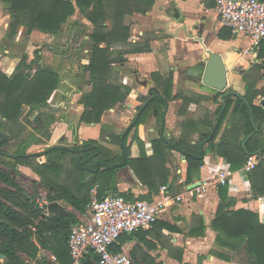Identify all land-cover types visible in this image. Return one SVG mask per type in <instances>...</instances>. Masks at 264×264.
<instances>
[{
	"label": "crops",
	"instance_id": "obj_1",
	"mask_svg": "<svg viewBox=\"0 0 264 264\" xmlns=\"http://www.w3.org/2000/svg\"><path fill=\"white\" fill-rule=\"evenodd\" d=\"M73 2L76 4V0ZM148 3L149 0H108L105 8L108 18L104 24L108 30L119 24L115 17L119 11L123 13L120 22L128 29V36L125 39L113 40L109 47L108 80L120 86L126 93L123 102H118L106 110L100 122L87 123L82 121L86 111L82 99L84 92L91 91L90 83L86 85L87 91L76 86L71 94L73 96L68 97L65 102L54 105L52 96L55 92L49 99V107L56 110L59 116L50 138L45 140L48 142L47 149L56 146L72 149L58 143L60 140L68 139L80 147L79 150L73 149L70 152L77 153L79 160H83L85 156L82 148L86 142L93 139L102 145V137H105L110 143L107 148L102 145L103 149L106 148L110 152L107 154V161L103 158L105 150L100 148L94 159H88L85 163L91 161L95 163L96 159L105 161L108 165L124 163L121 167L116 166L114 171L99 165L98 171L94 172V167L89 166L90 163L80 171L75 168L67 169L62 179L65 183H62L71 188L85 203V211L80 212L65 199L57 201L67 209V213L64 214L72 212L79 222L88 211L91 189L96 185H99L101 197L124 194L131 199L146 200H149L148 197L152 200L157 198L161 187L167 185L172 194H182L183 200L169 206L155 225L139 231L123 243L121 250L131 255L134 264H249L243 245L235 249L225 244L224 246L217 244L219 229L213 226V221L221 202L220 185H210L201 196L195 192L191 193L190 185L200 182L207 175V169L216 168L222 162H227L233 171L229 183L225 185L227 200L224 203L230 205L227 209L231 211L243 209L256 213L259 222L264 225V144L260 143L264 142V128L262 131L258 129L247 138L252 132L246 134L247 125L239 121L240 114H231L222 122L216 138V143L221 141L227 143L223 149L224 153L216 152V146H212L205 137L210 131L215 132L214 126L219 117L216 114L219 107L216 98L219 97L220 100L221 92L204 85L200 79L209 54L218 53L228 66L230 88L244 95L248 94L249 86L254 87L257 91L251 93L253 104L261 106V100L264 98V66L263 68L259 66L264 63V40L253 53L251 38L234 33L231 28L220 22L216 10L217 0H154L151 6ZM5 6L6 4L0 0V68L10 76L21 60L20 53L24 51L28 56L31 55L34 36L45 34L36 30L30 34L31 44L24 47L20 45L21 30L25 27L21 26L14 37H9L10 14L5 11ZM71 19L74 20L73 27L82 24L88 28L86 35L76 33L75 36L68 38L67 27ZM64 27L63 31L61 30L64 38L61 39V47L57 51L59 58L57 70L61 82H68L70 75L71 77L86 73L89 75L86 69L91 62L92 53V40L89 35L95 26L76 4L75 14L68 19ZM55 37L56 34H53L51 39L55 40ZM73 39L76 41V47L68 52V44L72 43ZM106 45L105 42L100 44L101 47ZM52 48L50 45V49ZM53 63L56 66L57 63ZM66 95H69L68 91ZM150 98V111L145 122L133 129L123 149L122 133H119V130L128 127L139 108ZM158 99L164 100L165 104ZM204 105L209 109L203 111ZM160 109L164 111L161 118L158 116ZM163 117L165 121L162 127ZM0 119L2 120L1 117ZM253 125L257 128L254 122ZM162 129L165 139L183 140L185 147L193 151L199 148L200 155L203 144L204 157L202 166L194 169L189 177L187 154L172 149L166 161V168L170 172L168 181L160 186L157 193L150 195V188L140 180L136 168L132 163L129 164L127 159L137 160L141 157V147L134 140L137 132L144 142L145 157L151 160L150 157H153L155 152L153 141L162 137ZM104 130H108L107 133ZM257 135L259 137L256 138ZM118 136L121 138L118 139ZM252 141L256 146L250 148L249 144ZM98 144L94 146L99 147ZM240 145L248 152L243 153ZM126 147L129 149L128 155ZM250 154H257L260 162L248 173L244 171V167ZM229 157H232L233 161ZM178 159L179 164L175 162H178ZM153 161L154 163L148 164L143 161L135 166L143 172L150 169L156 171L163 167L162 158L157 157ZM145 165L152 167L146 169ZM19 170L31 172L38 180L42 179L29 166L19 165ZM81 171L86 172L84 180L80 177ZM100 175L103 180L98 179ZM36 243L38 244L37 241ZM219 253L227 255L230 259L220 257ZM32 264L65 263H62L56 253L41 247L37 260L32 261Z\"/></svg>",
	"mask_w": 264,
	"mask_h": 264
},
{
	"label": "trees",
	"instance_id": "obj_2",
	"mask_svg": "<svg viewBox=\"0 0 264 264\" xmlns=\"http://www.w3.org/2000/svg\"><path fill=\"white\" fill-rule=\"evenodd\" d=\"M1 1L6 4L7 11L11 17L8 30V35L11 38L17 34L21 26L26 28L28 34H31L34 30L52 34L61 32L63 25L75 14L77 4L82 14L95 26L89 35L92 40V53L91 62L86 68L89 72L88 83L92 85V89L90 92H84L82 102L86 106V111L82 116V121L98 123L101 121V117L106 110L114 107L118 102L124 101L126 93L122 91L120 86L114 85L108 80V73L110 71L109 47L111 46V41L125 39L128 36V29L120 22L123 13L118 10L119 13L115 17L119 21V24L108 30L107 25L104 24L108 18V13L105 9L108 0H76V4L73 2L74 0ZM153 2L154 0H149L148 5L151 6ZM103 42L107 44L105 47L100 46ZM27 60V56L22 57L15 72L10 76L0 68V117L3 120L1 125L5 127L4 131L0 129V182L10 187L0 186V255L3 254L5 256L6 264H32V261L37 260L40 248L42 247L56 253L62 263L70 264L71 257L68 237L71 226L77 222V217L72 212L62 215L50 214L43 216V213L34 204H30L25 199L24 189L15 177L20 171L19 165L30 166V160L38 155V153L29 152L32 144L41 141L40 132L38 131L44 129L50 130L52 124L57 120L53 111L43 109L50 108L49 99L61 82L59 72L47 65L40 64L35 72L32 73V65ZM263 66L264 63L259 68H263ZM256 91L254 87L249 86L248 94L233 93L226 96V107L220 122L217 127L214 124L212 125L216 127L215 132L213 133L212 130L205 137L209 139L212 146H216V152L220 154L224 153L223 149L227 143L222 141L216 143V138L222 122L231 114H240L239 121L245 122L247 125V135L255 129L253 122L259 131L263 130L264 109L260 105L253 104V94L251 95V93H255ZM158 100L162 101L163 105L165 104L164 100ZM216 101L219 102L216 112L219 115L223 104L219 100V97L216 98ZM26 106L30 108L31 113L37 112L34 118L28 121V125L32 129L31 134L28 138L19 142L14 153H7L2 150L3 146L10 142L9 132L7 135L5 130L14 133L17 130L16 128L23 124L21 117ZM149 108L150 104L144 109L132 129L137 128L145 122L150 111ZM163 113L164 111L160 109L158 116L161 118ZM132 129H129L125 134L124 144H126V140ZM4 136L6 137L5 140H3ZM16 136L18 135L16 134ZM50 136L51 133L49 131L48 138ZM120 138L118 136V139ZM134 140L141 147V157L137 160L128 158L127 161L129 164L132 163L134 165L140 180L148 185L150 195L157 193L160 186L166 184L168 181L170 172L166 168V161L172 149L187 154L189 177H191L194 169L202 166L203 159L199 157V148L193 151L185 147L183 140L174 141L161 137L158 140H154L153 144L155 147L154 156L155 158H162L163 167L158 168L156 171L150 169L143 172L135 165L143 161H145V164L154 163L153 160L155 158L153 156L150 157L151 160H148L149 157H145L144 142L137 132H135ZM94 144H98V142L93 139L87 141L83 147L88 148V150H83V154L87 156L89 153L98 152L101 148L105 150L106 156L104 154L103 158L107 161V154L109 155L110 152L106 148L103 149L102 145L98 144L99 147H95ZM240 148L243 153L247 151L241 145ZM73 149L79 150L80 147L75 146L72 149H68L56 146L46 149L42 154H49L55 150H60L61 152L73 151ZM125 151L128 155L129 149L127 147ZM229 159L233 161L232 157H229ZM47 165L53 167L54 170L59 168V165L54 162L41 164L40 166L47 167ZM151 167L145 165L146 169ZM83 168L84 165L81 167L75 165V170L77 171ZM114 169L116 167L112 168V170L109 169V171H114ZM35 170L41 176V182L49 184L52 188L51 194L48 196L49 201L65 199L75 209L80 212L85 211V203L69 187L50 181L46 174L41 172V168ZM219 187L221 202L216 218L213 221V226L219 229L217 236L218 246H224L225 244L236 249L243 245L249 264H264V225L259 222L256 213L243 209L237 211L227 209L230 208V205L224 203L227 200L226 186L220 185ZM119 195L126 199H131L128 195ZM148 198L152 200L151 197ZM156 223L157 221L154 225ZM32 227H35L36 230L33 231ZM134 234L136 233L124 234L119 239V244L114 246L113 251H121L123 243ZM219 256L224 259H230L222 253H219ZM98 260V256L92 252L84 259L83 264H98Z\"/></svg>",
	"mask_w": 264,
	"mask_h": 264
},
{
	"label": "built area",
	"instance_id": "obj_3",
	"mask_svg": "<svg viewBox=\"0 0 264 264\" xmlns=\"http://www.w3.org/2000/svg\"><path fill=\"white\" fill-rule=\"evenodd\" d=\"M216 10L224 26L251 38V51L255 53L264 40V0H217ZM259 162L257 154L248 155L244 171L249 173ZM232 175L229 164L222 162L207 169V175L190 192L201 196L210 185H227ZM98 189L99 185L91 189L87 213L71 226L68 237L71 264H83L92 252L98 256V264H134L126 251H113L119 239L124 234L149 229L169 206L183 200L182 194H172L167 185L161 187L160 195L154 200L126 199L121 195L101 197ZM50 202L45 197L38 198L36 208L47 213Z\"/></svg>",
	"mask_w": 264,
	"mask_h": 264
},
{
	"label": "rangeland",
	"instance_id": "obj_4",
	"mask_svg": "<svg viewBox=\"0 0 264 264\" xmlns=\"http://www.w3.org/2000/svg\"><path fill=\"white\" fill-rule=\"evenodd\" d=\"M5 11L7 12L6 6H5ZM10 20H11V17H10ZM73 21L74 20L71 19V22H70V24H68V27H67L68 38H70L71 36H75L76 33L86 35V33L88 32V30H87L88 28H86L85 26H82V24L81 25L78 24V25H75V27H73V25H74ZM66 23H68V21ZM64 25H66V24H64ZM64 25H63V27H64ZM77 26H79V27L77 28ZM63 29H65V27ZM34 31H36V30H34ZM42 33H44L45 36H38L36 34L33 38V41H35V42H32V41H29L30 34H28L26 32V28L21 30V34H20L21 40H20L19 44L23 45V47L26 44H31V42L33 44V47H32L33 50H32L31 55L28 56L27 54H25L24 51L22 53L19 52L21 58L24 56H27V58L29 60V64L32 65V73L35 72L36 68L40 64L47 65V66L53 65V67H54L55 64L53 62L57 63L56 66L54 67V68H56L55 70L59 69V62H58L59 58H58L57 51H59V49L61 47V43H62L61 39L64 38L61 34L62 32H59L56 34V37L54 38L55 40L51 39V36L53 35L52 33H45V32H42ZM75 42L76 41L74 39H73L72 43L69 42L68 52H71L76 47ZM50 45H52V47H53L52 49H50ZM42 52H44L45 55ZM43 57H44V59H43ZM52 59H54L55 61ZM40 60H41V62H40ZM42 60H43V62H42ZM57 71H59V70H57ZM67 76H69V75L67 74ZM71 76L72 75L69 76L70 78L68 79V82H61L60 83L59 87L57 88L54 95L52 96V103L54 105H55V103H58V102H60V103L65 102L69 99L68 97H72L73 95H71V94L75 91L76 86H80V88L83 89L84 91L88 90V87L86 85H87L88 80H89V75L87 76V73L84 75L78 74L77 76H74V77H71ZM67 91L69 92V95H66ZM203 107H204L203 111H205V109L206 110L209 109L207 105H204ZM48 109L52 110L55 113V116L58 118L59 114H57L56 110H53L52 108H48ZM48 109L46 108L43 110H48ZM35 114H37L36 111L31 113L29 108H27V107L24 108L23 113H22V117H21L23 124L19 125L16 128L17 130L14 131V133H16L18 136H16V134H14V133H10V131H8V130H5V133H7V135L9 132L10 142L7 145L3 146V148H2L3 151L10 153V154L14 153V151L18 147L19 142L30 136L32 129L28 125V121L32 120L34 118ZM2 121L3 120L0 119V129L1 130H3L5 128L4 126L1 125ZM54 124L51 126L50 130L44 129V130L38 131V132H40L41 141L39 143L33 144L30 147L29 152H31V153H43L47 149L48 142L45 140H48L49 131L51 133ZM159 125H160V123H159ZM126 128H127V126H126ZM126 128L120 129L119 133H123V131ZM18 130H21V131H18ZM104 131L107 133L108 130H104ZM132 131H133V129L131 130L130 133H132ZM105 132H104L103 136L106 135ZM130 133H129V135H130ZM257 137H259V136L257 135L256 138ZM102 139H103L101 141L102 145L107 148L108 144H110V143L105 139V137H102ZM58 143L59 144H65V145L70 146V147L78 146L77 143H73L72 141H69L68 139H63L62 141L60 140ZM260 143H261V145L264 144L263 141H260ZM254 145H255V143L252 141V142H250L249 147L253 148L256 146V145L255 146ZM76 154L71 153L70 151L61 152L60 150L52 151L49 154H38L30 160L31 163H30L29 167L34 172H36L35 169L41 168V172L46 174L47 178H49L50 181H54V182H57V183L63 185L62 182L65 183V181H62V179L64 178V175H65L67 169H74L75 165L77 167H81L78 164L79 158ZM84 156L86 159V155H84ZM179 161H180V159H178V162L177 161H175V162L177 164H179ZM50 162L57 163L59 165V168L57 170H54L53 167H50V165H47V167H45V166L41 167L40 166L41 164H48ZM88 164H89V166L94 167L95 163H93L91 161V162H88ZM88 164L85 163L84 166L87 167ZM84 171H86V170H84ZM84 171L80 172V177L82 178V180H84L85 176H86V172H84ZM15 177L24 189V192L26 195L25 199L27 201H29L30 204H34L35 207H36V201L38 200V198L42 199L43 197H45L48 199V196L51 194V190H52L51 186L49 184H46L45 182H41V180H38L36 178V176H34V174L31 172L27 173V172L19 171L15 175ZM98 179L103 180L104 178H102V176L100 175V176H98ZM0 186L10 188L9 186L3 184L2 182H0ZM69 189H71V188H69ZM1 260L3 262H6V258H1Z\"/></svg>",
	"mask_w": 264,
	"mask_h": 264
},
{
	"label": "water",
	"instance_id": "obj_5",
	"mask_svg": "<svg viewBox=\"0 0 264 264\" xmlns=\"http://www.w3.org/2000/svg\"><path fill=\"white\" fill-rule=\"evenodd\" d=\"M228 66L225 64V62L223 61L222 57L215 52H211L209 54L207 63H206V68L205 71L203 73V75L200 77L202 83L208 87H211L219 92H221L220 94V101L223 104L222 109L220 111L219 117L217 119L216 122V127L218 125V123L220 122V119L224 113L225 107H226V96L229 94H240L236 89H231L229 86V78L227 76V70ZM151 98L148 99L139 109L136 117L134 118V120L128 125V127L126 128L125 132L122 135V147L124 149V143H123V138L124 135L129 131V129H132L139 116L142 114V112L144 111V109L147 107V105L149 104ZM261 106L264 109V98L261 100ZM164 121L165 118L163 117V123H162V127L164 126ZM215 127V128H216ZM214 128V130H215ZM258 131V128H255V131L252 132L247 138H250L255 132ZM162 137H164V132L162 129ZM6 137H3V140H5ZM247 140V139H246ZM246 140L243 142V145L245 146ZM1 142V141H0ZM58 147H64V146H58ZM68 148V147H66ZM203 144L201 145V155L200 158H203ZM100 151V149L98 150V152L96 154H98ZM38 154H42V153H38ZM90 157H87L86 159L83 160H79L78 164L79 166H81V164L85 163ZM123 162L122 163H114L112 165H108L105 161L102 160H97L94 164V172H97L99 169V165H103L104 168L106 169H112L116 166L121 167L123 166ZM200 184V182L194 183L192 185H190V189L197 187ZM67 213V209L64 207V205H62L59 201L55 200V201H51L48 204V210L47 213H44L43 216H47L48 214H55V215H61ZM0 258H5V256L3 254L0 255ZM0 264H5L0 260Z\"/></svg>",
	"mask_w": 264,
	"mask_h": 264
},
{
	"label": "flooded vegetation",
	"instance_id": "obj_6",
	"mask_svg": "<svg viewBox=\"0 0 264 264\" xmlns=\"http://www.w3.org/2000/svg\"><path fill=\"white\" fill-rule=\"evenodd\" d=\"M125 130H126V129H125ZM125 130L123 131V133L125 132ZM123 133H122V135H123ZM124 136H125V135H124ZM82 150H88V148L83 147ZM82 152H83V151H82ZM95 154H96V153H89V154L86 156V158H87V157H90L89 159H94ZM96 161H97V159L95 160V162H96Z\"/></svg>",
	"mask_w": 264,
	"mask_h": 264
}]
</instances>
